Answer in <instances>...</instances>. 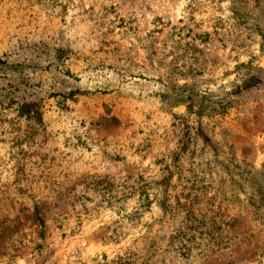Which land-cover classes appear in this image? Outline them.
<instances>
[{"label":"rangeland","instance_id":"rangeland-1","mask_svg":"<svg viewBox=\"0 0 264 264\" xmlns=\"http://www.w3.org/2000/svg\"><path fill=\"white\" fill-rule=\"evenodd\" d=\"M258 184L264 0H0V264H264Z\"/></svg>","mask_w":264,"mask_h":264},{"label":"trees","instance_id":"trees-1","mask_svg":"<svg viewBox=\"0 0 264 264\" xmlns=\"http://www.w3.org/2000/svg\"><path fill=\"white\" fill-rule=\"evenodd\" d=\"M165 171L167 172L168 177L167 178L165 177L162 180H160L159 182L154 184L155 186L159 187L161 189V191H162V193H161L162 198L158 201V205L161 208V210L163 211V216H165L168 213V208L170 207V205L168 204V199H169L168 191L172 187V184H171V179H172L171 178L172 177L171 171H169L166 168H165ZM94 185L97 186V187H102L101 191L103 192V197H104V195L107 192H108V197H110L109 193L112 191L111 189L113 188V185H112L110 180L109 181L106 180L104 185H103V182H94ZM259 188L262 189L263 187L258 184V186H256V188H255V191H257L256 192L257 202H258L259 205H261L260 202L264 201V191L258 190ZM95 191H98V190H95ZM111 200H114V198H111V199L107 198L106 202H107V204L109 206L112 204ZM148 200L149 199L146 197L145 201L147 202ZM147 206L148 205L145 204V203H143L141 205V207H147ZM33 211H34L36 225H38L40 227V229H41L40 236L42 237L44 223L42 222V220L39 217L38 207H37L36 204L33 206ZM79 225H80V220L77 218V226H79Z\"/></svg>","mask_w":264,"mask_h":264}]
</instances>
